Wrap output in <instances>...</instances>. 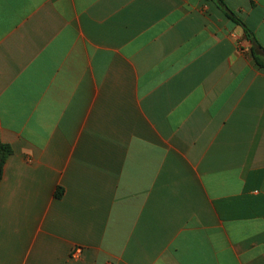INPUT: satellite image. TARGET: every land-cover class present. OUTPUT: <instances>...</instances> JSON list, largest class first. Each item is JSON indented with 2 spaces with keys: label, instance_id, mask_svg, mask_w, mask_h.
<instances>
[{
  "label": "crops",
  "instance_id": "0c3cea01",
  "mask_svg": "<svg viewBox=\"0 0 264 264\" xmlns=\"http://www.w3.org/2000/svg\"><path fill=\"white\" fill-rule=\"evenodd\" d=\"M223 1L251 37L215 0H0V264H264V0Z\"/></svg>",
  "mask_w": 264,
  "mask_h": 264
},
{
  "label": "trees",
  "instance_id": "16d2710c",
  "mask_svg": "<svg viewBox=\"0 0 264 264\" xmlns=\"http://www.w3.org/2000/svg\"><path fill=\"white\" fill-rule=\"evenodd\" d=\"M217 1L218 5L223 9V11L226 13L228 18L235 22L238 25L244 26L245 27V33L248 35V37H251V32L246 28L244 23L241 21V19L233 12L231 11L224 3L223 0H215ZM256 58V54H255ZM257 62H259V65L262 67L264 66V63L260 62L258 58H256ZM13 152L12 147L9 144H5L0 142V162H1V167L5 164L8 156H10ZM2 175L0 174V181H1ZM62 193L58 191V196H60Z\"/></svg>",
  "mask_w": 264,
  "mask_h": 264
},
{
  "label": "built area",
  "instance_id": "2783aa9c",
  "mask_svg": "<svg viewBox=\"0 0 264 264\" xmlns=\"http://www.w3.org/2000/svg\"><path fill=\"white\" fill-rule=\"evenodd\" d=\"M81 253V250L80 249H76L75 251H74V253H73V255H78V254H80Z\"/></svg>",
  "mask_w": 264,
  "mask_h": 264
},
{
  "label": "water",
  "instance_id": "95a60500",
  "mask_svg": "<svg viewBox=\"0 0 264 264\" xmlns=\"http://www.w3.org/2000/svg\"><path fill=\"white\" fill-rule=\"evenodd\" d=\"M0 174H1V162H0Z\"/></svg>",
  "mask_w": 264,
  "mask_h": 264
}]
</instances>
